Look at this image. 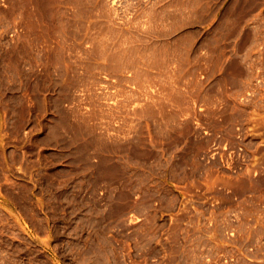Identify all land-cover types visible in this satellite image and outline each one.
<instances>
[{
    "label": "rangeland",
    "instance_id": "rangeland-1",
    "mask_svg": "<svg viewBox=\"0 0 264 264\" xmlns=\"http://www.w3.org/2000/svg\"><path fill=\"white\" fill-rule=\"evenodd\" d=\"M253 1L0 0V264H264Z\"/></svg>",
    "mask_w": 264,
    "mask_h": 264
},
{
    "label": "crops",
    "instance_id": "crops-1",
    "mask_svg": "<svg viewBox=\"0 0 264 264\" xmlns=\"http://www.w3.org/2000/svg\"><path fill=\"white\" fill-rule=\"evenodd\" d=\"M255 5H253L252 9H251V13L250 14H245L243 17L246 18V24L243 25V29H250V28H253L252 25L250 24V21L255 18V17H259L260 15H263L261 14V9L264 7V0H254L253 1ZM260 13V14H259ZM206 20V23L211 24V21H212V18L211 17H208V18H205ZM237 27H235L236 29Z\"/></svg>",
    "mask_w": 264,
    "mask_h": 264
},
{
    "label": "bare ground",
    "instance_id": "bare-ground-1",
    "mask_svg": "<svg viewBox=\"0 0 264 264\" xmlns=\"http://www.w3.org/2000/svg\"><path fill=\"white\" fill-rule=\"evenodd\" d=\"M261 120H262V119H261ZM258 122H260V121H258ZM260 123H261V122H260ZM260 123H259V124H260ZM246 136H247V134H246ZM253 150H254V149H253Z\"/></svg>",
    "mask_w": 264,
    "mask_h": 264
},
{
    "label": "built area",
    "instance_id": "built-area-1",
    "mask_svg": "<svg viewBox=\"0 0 264 264\" xmlns=\"http://www.w3.org/2000/svg\"><path fill=\"white\" fill-rule=\"evenodd\" d=\"M249 94V93H248Z\"/></svg>",
    "mask_w": 264,
    "mask_h": 264
}]
</instances>
